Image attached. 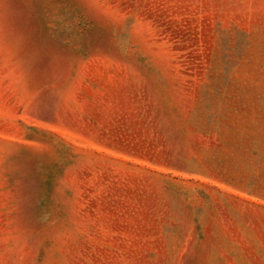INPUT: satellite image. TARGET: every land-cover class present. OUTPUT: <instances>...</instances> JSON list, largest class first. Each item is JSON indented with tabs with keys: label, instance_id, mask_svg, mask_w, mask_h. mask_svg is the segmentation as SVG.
I'll return each mask as SVG.
<instances>
[{
	"label": "rangeland",
	"instance_id": "rangeland-1",
	"mask_svg": "<svg viewBox=\"0 0 264 264\" xmlns=\"http://www.w3.org/2000/svg\"><path fill=\"white\" fill-rule=\"evenodd\" d=\"M0 264H264V0H0Z\"/></svg>",
	"mask_w": 264,
	"mask_h": 264
}]
</instances>
